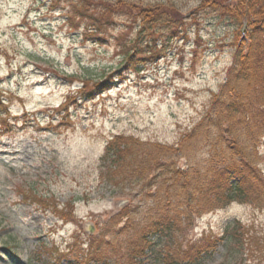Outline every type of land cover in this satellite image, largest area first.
<instances>
[{
	"label": "rangeland",
	"instance_id": "rangeland-1",
	"mask_svg": "<svg viewBox=\"0 0 264 264\" xmlns=\"http://www.w3.org/2000/svg\"><path fill=\"white\" fill-rule=\"evenodd\" d=\"M211 1L0 0V87L12 124L10 129L3 125L0 114V264H58L43 243L54 239L63 248L72 233L95 246L105 238L111 248L148 215L147 207L153 205L155 211L167 204L160 195L146 199V205L142 182L136 181L144 171L154 192L155 181L164 178L162 166L150 163L128 176L124 168L107 179L106 162L100 158L115 134L122 138L120 145L132 141L127 146L135 149L140 143L152 160L165 153L159 161L170 159L182 169L209 173L226 160L221 155L211 162L208 155L218 133L206 122L207 112L214 116L211 99L227 81L235 35L236 45L247 48L250 42L247 29L240 38L246 18L234 17L245 13L263 25L264 0H222L223 11ZM147 10H158L157 18L142 21ZM168 19L187 23L180 29L163 23ZM163 25L169 27L160 31ZM89 29L93 33L88 36ZM253 34L262 37L257 30ZM134 59L141 60L139 71L109 78ZM98 80L110 81V88L79 100L66 119L55 111L80 81ZM232 127L237 131L232 136L242 134L240 124ZM262 133V142L246 135L239 143L251 145L249 162L264 176V128ZM30 193L51 197L72 224L61 225L50 213L24 202L21 194ZM235 201L195 215L186 231L175 233L176 239L186 244L202 230L220 233L239 218L246 223L238 230L239 240L247 245L234 254L242 255L245 264H261L264 208ZM263 202L258 200L257 206L264 207ZM176 203L170 201L171 208ZM122 225L127 228L117 237L114 230ZM252 250L259 259L253 260ZM223 252L220 246L199 264H219Z\"/></svg>",
	"mask_w": 264,
	"mask_h": 264
},
{
	"label": "trees",
	"instance_id": "trees-1",
	"mask_svg": "<svg viewBox=\"0 0 264 264\" xmlns=\"http://www.w3.org/2000/svg\"><path fill=\"white\" fill-rule=\"evenodd\" d=\"M198 1L199 5L201 1H203L204 5L206 2L212 3L211 0ZM214 1H216L213 4L214 7L223 11L222 6L224 4L220 3L222 0ZM157 11L147 10L145 14L144 12L141 13L143 16L142 21L147 22V20L154 19ZM243 17L247 21V36L250 42L248 45L242 42V44L245 43L247 48L241 47L239 42L236 45L235 40L238 39L239 35H235V44L233 43L232 45L235 49L233 63L228 68L226 84L220 89L218 98H214V108H216V110L214 109V115L218 117L214 118V128L216 127L218 130L216 133L220 132V134H217L218 136L214 142H220L223 137L220 139L219 135H223L226 132L221 131L220 126L223 124L222 122L228 123L229 130H231L233 124L243 123L246 129L242 131L241 135L232 136L234 131H228V135L234 143V151L244 158L242 164L246 165L248 163L247 160L251 156L249 153L251 145L244 146L243 143L240 144L239 138L243 137L246 139V135L255 138L256 128L264 125V24L261 25L258 20H248L245 13L240 17H234V19L242 21ZM168 21L169 24L173 22L172 19H168L163 23L167 24ZM180 23L186 22L185 20H180ZM175 24L178 25V22ZM256 30L258 33H262L261 38L257 39L255 34H253ZM92 85L98 89L101 87L100 83ZM120 139L116 138L114 141L108 143L105 149L106 154L102 158V161L106 162L107 170L105 175H107V179L110 180L114 172H118V170L124 168L128 176L133 174L136 168L137 171L141 168L142 171L145 170L146 166L150 163H154L155 166H162L164 168V178L162 180L158 178L155 181L153 184L156 188L154 193L151 191L153 186L150 188L144 171L140 173L136 181L140 179L142 184H144L141 185V189L144 192L146 191L144 194L146 197L149 196L150 198L152 194L154 197L162 195L163 199L167 200V204L163 208L152 211L147 216V220L143 225H137L135 228H132L130 234L121 240L122 244L127 247L123 246L119 249L121 256L108 254L113 249L110 248L108 250L109 248H106V246H110L109 243L102 241L103 243L95 247L93 245L94 242H92L90 249L93 247L96 261L94 259L91 261L92 257L89 256L84 260L85 262L91 261L89 264H100L101 260L119 262L120 258L123 260L122 264H139L138 257L144 254V249L146 248V243L144 242L147 241L146 237L148 235L167 233L170 236V240H173L175 232H184L188 229L195 215H200L215 207L224 205L228 201L227 199L233 197L234 194H238V198L240 199L242 198V194H244L236 173L225 171L222 167H217L216 164L214 167L209 168V173L205 171L200 172L199 168L182 172L176 168L170 159L164 161V163H162L163 161H159L160 158H165V153L154 156L155 160H152L150 155L146 153L145 148L139 145L140 143L134 144L135 149H130L128 146L133 144V142L129 141L128 144L122 146V144L120 145ZM219 147H221L220 143L214 145V157L224 154L220 151ZM228 162L230 163L229 156L226 157V160L221 165H224V163L228 165ZM239 163L241 162L237 161L235 164ZM233 168L236 169L237 165H234ZM28 198L38 202L43 208H53L51 198L42 197L40 194L37 196L32 193H30ZM170 201H177V203L171 208ZM126 228L127 226L119 231ZM176 242H179L177 247L167 250L164 255L163 261L165 264H198L203 256L215 246L213 235H203L192 243L187 242L184 250H181L184 248L182 242L180 240ZM239 243L243 244V242ZM175 252L177 253L174 254ZM87 255H90V253L88 252ZM81 262L82 259L80 262H74V264H80Z\"/></svg>",
	"mask_w": 264,
	"mask_h": 264
}]
</instances>
